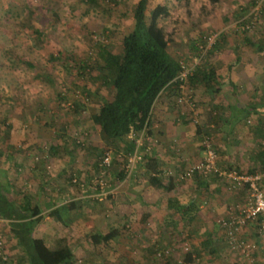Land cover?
I'll list each match as a JSON object with an SVG mask.
<instances>
[{"label": "rangeland", "instance_id": "obj_1", "mask_svg": "<svg viewBox=\"0 0 264 264\" xmlns=\"http://www.w3.org/2000/svg\"><path fill=\"white\" fill-rule=\"evenodd\" d=\"M137 1L0 0V149L6 157L2 164L0 179L11 180L15 188H21L38 203L43 201L37 194L38 185L42 181L51 189L59 185V182L53 179L55 162L52 164L51 159L57 160L58 171L62 164L72 159L74 170L65 179L67 185L74 187L75 193L71 195H76L77 200L82 202L76 209L82 220H85L87 214L90 216L93 209L99 208V212L110 214V210L118 206L116 202L120 203V206L125 202L121 198L113 199L110 202L116 205L108 209L104 204V201H109L108 190L102 193L83 194L81 190L78 192V189L127 186L128 178L126 180L120 178V173L125 172L126 157L116 152L117 148L114 145L104 144L98 126L91 121L90 116L113 94L109 74L106 70L100 69L102 61L100 64L97 63L98 50L104 46L114 53L121 52L122 38L133 28V8ZM148 2L149 7L157 3L168 7L169 15L161 18L159 22L165 32L171 35L169 44L171 55L179 56L185 61L196 55L191 50L192 43L201 40L207 34L221 32L216 41L218 51L216 50V55L206 57V63L211 57L214 60L225 61L232 58L230 48L240 43L244 35L257 37L256 35L264 30V0H148ZM257 6V19L252 30L247 32L236 30L240 21L250 20L253 14L250 17L248 15ZM81 59H86L90 66L81 69L78 64ZM212 81L213 79L209 78V82L205 84L207 87L214 85L213 88H216L217 84L218 93L223 96L226 97L231 91L228 82L225 81L223 84L217 80L211 84ZM203 86L199 83L194 86L198 118L211 138L218 165L221 154L218 148L219 133L223 132L220 128L223 126L228 128L230 114L220 107L200 108L201 103L198 101L196 89L204 90ZM205 104L206 102H203V105ZM236 121L248 130L256 123H264V113H244ZM188 122L191 123V131L197 136L194 143L203 156L199 125L192 121ZM225 133L230 132L225 130ZM235 133L237 132H232L226 137L234 136ZM238 135H241V130ZM259 145V141L255 143V140L249 144L255 149ZM246 146L243 144L241 149L246 150ZM107 154L110 157V164L105 167L96 160L101 161ZM183 160L189 161L188 158ZM138 165L130 175L126 174V177H130L135 171L139 172ZM183 171L161 170L160 175L166 184L168 178L173 177L174 183L182 187L188 181L179 177ZM47 175L51 176L49 181L44 180ZM110 195L112 196L111 193ZM132 201L126 202L125 206H131ZM123 209L121 207L119 213H123L124 217H120L117 227L125 230V233H130L133 218L138 214V210ZM125 212H130V216ZM2 223L8 224L4 220ZM99 225L102 227L101 223ZM58 227L59 230L47 227L48 243H51L54 236L66 234L74 251L72 264H118L108 257L111 245L104 243L95 245L88 240L93 230L86 228L82 222L69 227L58 224ZM49 228L51 229L48 230ZM186 228L185 225H175L165 231L170 236L176 235V239L182 244L186 240ZM40 234L41 231L35 232V236ZM2 239L3 250L6 253L7 241L5 238ZM128 244L133 247L130 254L132 256L124 264H132L135 261V251L139 248L137 243ZM140 244L142 248H151L149 253L152 261L168 260L170 263L171 260L173 264L178 261L173 257L176 251L182 249L184 254L192 248L189 242L177 248L164 247L156 240L151 242L145 239ZM186 246L188 250L185 249ZM155 248L169 249L170 254L157 257ZM183 254L178 255L179 260ZM227 254L231 255L229 259L236 260L233 264L241 263L236 253L228 249ZM13 257H9L10 260L6 264H25L20 259L17 260L16 256ZM225 259L227 260L223 257L220 260Z\"/></svg>", "mask_w": 264, "mask_h": 264}, {"label": "crops", "instance_id": "obj_2", "mask_svg": "<svg viewBox=\"0 0 264 264\" xmlns=\"http://www.w3.org/2000/svg\"><path fill=\"white\" fill-rule=\"evenodd\" d=\"M256 36L258 39L255 40L257 38L255 36L244 35L240 43H236L232 49L230 48L233 57L226 59V61L224 59L214 60L212 57L209 59L210 61L207 60L206 67L211 69L213 79L211 84L216 83L217 80L223 84L225 81L230 84L231 91L228 94L224 92L227 94L226 97L218 91L217 93L213 92L214 85L207 87L206 90L196 89L198 101L201 103L200 108L207 106V108H213L215 106L225 109L230 114L227 122L228 128L224 126L220 128L223 132L219 133L218 148L221 152L220 159H218V166L221 165L219 168L224 170L235 169L249 174L257 173L264 168V153H262L264 150V123H256L254 127L246 130L236 120H238V114L264 113V51L258 52L256 50V45L264 47V30ZM192 44L195 45L196 43L193 42ZM216 50L217 48L214 49L212 55H216L218 51ZM214 77L216 78L214 79ZM215 86L218 87L217 84ZM218 94L220 95L218 96ZM172 98L167 91H163L157 98L152 109L148 128L149 134L144 140V145L149 147V154H147V159H151L149 165L152 164L153 169L160 171V174L161 170L183 171L188 163L198 162L202 158L201 150L194 143L197 136L191 131V123L183 122L182 118L179 117L178 108ZM203 102L206 104L203 105ZM225 130H229L230 133L235 131L237 133L234 136L226 137L230 133H225ZM240 130L241 135H238ZM253 140L255 143L259 141L260 145L257 149L249 146ZM243 144L248 146L244 151L241 149ZM184 158H188L189 161L185 162ZM147 159L139 163V172L135 171L130 177L122 178L123 180L128 178L127 186L114 185L110 186L109 189L103 187L102 190L89 187L78 189V192L81 190L83 194L102 193L108 190L107 192H110L112 196L109 193V201H104L105 207L110 209L118 204L110 210V214L99 212V208L93 209L90 216L88 214L85 216V220H82L79 217L80 214L76 212L82 202L77 200L76 195H71V193H75L74 187L67 185L65 179L74 170L72 167L74 160L68 159L66 164H60L61 167L58 171L56 169L57 160L51 159L52 164L55 162L53 164L55 171L53 179L58 181L59 185L54 189L45 185L46 183L44 184L43 181L38 185L37 194L43 200L38 201L42 209V219L36 226L34 234L37 230L41 231L37 237L42 238L46 245L52 248L55 238L66 236L68 239V236L66 234L56 235L51 243H48V226L59 230L58 224L69 227L82 222L86 228H91L93 233H104L110 229L119 231L107 244L111 245L108 257L117 261L118 264H124L132 256L130 254L133 247L128 242L137 243L139 246L138 249L136 248V253L134 252L135 261L132 264H167L168 260L166 262L150 259L151 248L140 247V243L144 242L145 239L151 242L153 240L160 241L164 247L173 246L175 248L189 242L192 246L190 251L184 254L182 249L178 250L179 252L176 251L174 254L177 258L173 254L176 260H179L178 255L183 254L181 258L184 259L185 264L235 263V259H229L231 255L227 254L229 247L225 232L218 221L228 217L231 214L230 210L236 204L242 203L245 191L240 189L228 191L225 188L223 178L218 176L204 178L199 174H194L182 187L171 180L172 186L169 190L157 189L148 181V175L152 170L151 167H147ZM160 174L158 176L164 181ZM50 178L51 176L47 175L44 180L49 181ZM260 188L264 193V178L260 182ZM66 195H68L67 198ZM120 198L125 200L121 206L118 202L116 204L110 202ZM131 200H133L132 205L125 206ZM121 207L122 210H124L123 208L138 210V214L133 218L132 232L130 233H125V230H119L117 227L120 217H124L123 213H119ZM181 207H189L190 209L185 212V209L183 210ZM59 208L63 210L59 214L61 220H57L52 213L53 210ZM126 214L130 216V212ZM105 216L109 218L107 219ZM100 223L102 227L99 225ZM175 225L187 227L186 240L182 244L178 242L176 235L170 236L165 231V229H171ZM9 228V224H3L0 220V237L7 241L5 249L9 257L16 256V259L19 260L20 250ZM244 235L247 239L255 242L256 250L251 259L237 255L241 261L240 264H264V234L257 231L256 224L250 223L245 227ZM68 243L70 245L69 239ZM189 257L191 260H187ZM223 257H226L227 260H220ZM169 261L168 264H173L171 260ZM176 264H179L178 261Z\"/></svg>", "mask_w": 264, "mask_h": 264}, {"label": "trees", "instance_id": "obj_3", "mask_svg": "<svg viewBox=\"0 0 264 264\" xmlns=\"http://www.w3.org/2000/svg\"><path fill=\"white\" fill-rule=\"evenodd\" d=\"M168 15L169 9L165 4L157 3L149 7L148 0H138L133 8V28L122 38L121 52L114 53L104 46L98 50V58H96L98 62H96L100 64L102 61L100 69L106 70L109 74L113 94L109 100L103 101L98 106L97 111L91 114L90 118L98 126L104 144L114 145L117 148L116 152L121 153L126 159L133 153L141 133L146 136L149 134L152 109L163 91H167L173 97L172 100L183 122L191 121L190 115H180L179 106L174 99L178 89V82L175 78L180 71L181 59L179 56L171 55L169 51L171 35L165 32L159 22L161 18ZM248 22L247 19L240 21L236 30L247 32L241 29V26ZM205 36L197 42L202 43ZM216 41L206 53L203 61L217 48ZM197 42H194L195 45L192 44L191 50L199 54ZM256 50L262 52L264 47L256 45ZM188 60L190 61V58ZM202 62L189 77V86L193 90L195 84L198 83L203 84L206 90L205 83L209 82L212 75L211 69L206 67V61ZM78 64L81 69L90 66L86 59H81ZM218 89L219 87L214 88L213 92H217ZM74 108L77 111L76 105ZM239 116L238 114V119ZM199 129L201 130L200 127ZM145 147V145L141 147L142 161H145L149 154V151H144ZM5 158V153L0 149V173ZM126 159H124L125 163ZM96 161L101 163L102 159ZM150 162L151 159H147V167H151L152 170L148 175L150 184L157 189L169 190L173 177L168 178L170 183L167 181L168 185H166V182L158 176L160 171L153 169V165H149ZM125 176L126 172L120 173L121 179ZM181 208L185 209V212L190 209L189 207ZM61 211H63L62 208L52 211L57 220H61L59 216ZM41 219L42 209L32 196L21 188H15L11 180L0 179V220L7 221L9 224V230L20 250L19 259L25 264H72L74 253L66 236L55 238L52 248L48 247L42 238L35 236V228ZM118 233L117 229H110L104 233H91L88 240L95 245L109 244ZM5 255L7 258L5 260L0 258V264H6L10 260L7 252ZM187 260H191L190 257Z\"/></svg>", "mask_w": 264, "mask_h": 264}, {"label": "built area", "instance_id": "obj_4", "mask_svg": "<svg viewBox=\"0 0 264 264\" xmlns=\"http://www.w3.org/2000/svg\"><path fill=\"white\" fill-rule=\"evenodd\" d=\"M258 6L255 7L248 17L251 16L248 23L241 26V29L246 31H251L255 21L256 12L258 13ZM221 32H213L207 34L204 37L202 43H197L200 50L199 54L193 55L190 61L180 60V71L177 74L175 81L178 82V89L175 94V102L179 106L180 115H190L191 121L199 125L201 128V148L203 152L202 158L195 163L188 165L179 177L182 179H189L194 174H199L201 177L218 176L223 178V182L226 190H244L245 196L241 204H236L232 210H230V215L218 222L221 228L225 232L226 242L228 244L229 250L236 253L237 255L245 258L251 259L255 250L256 244L254 241L247 239L244 235V229L248 224L254 223L257 225V231L260 234H264V193L260 188V182L264 178V168L254 174H249L245 172H239L235 169L224 170L220 169L217 165V154L210 136L207 131H205L203 125L200 123L197 112V103L195 99V92L189 86V77L193 74V71L201 64L205 59V55L208 50L215 43ZM130 137L132 136L129 135ZM146 135H141L137 139L136 147L132 154L127 157L124 170L128 175H130L143 159V152L141 147L144 146V140ZM149 147H145L144 151L147 152ZM109 155H105L102 158L101 164L107 167L110 164ZM4 241L0 237V258L5 260L7 256L3 250ZM188 250V247H185ZM156 256L170 254L169 249H156ZM179 263L185 264L182 260H178Z\"/></svg>", "mask_w": 264, "mask_h": 264}]
</instances>
